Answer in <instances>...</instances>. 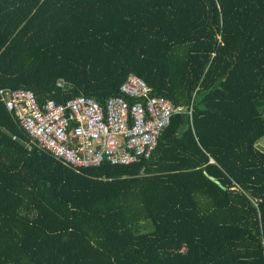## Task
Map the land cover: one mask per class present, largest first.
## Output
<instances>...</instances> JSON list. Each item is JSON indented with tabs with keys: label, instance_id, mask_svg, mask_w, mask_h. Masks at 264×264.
Returning a JSON list of instances; mask_svg holds the SVG:
<instances>
[{
	"label": "trees",
	"instance_id": "trees-1",
	"mask_svg": "<svg viewBox=\"0 0 264 264\" xmlns=\"http://www.w3.org/2000/svg\"><path fill=\"white\" fill-rule=\"evenodd\" d=\"M130 73L191 112L129 164H63L0 98V264H264V0H0V89Z\"/></svg>",
	"mask_w": 264,
	"mask_h": 264
},
{
	"label": "built area",
	"instance_id": "built-area-1",
	"mask_svg": "<svg viewBox=\"0 0 264 264\" xmlns=\"http://www.w3.org/2000/svg\"><path fill=\"white\" fill-rule=\"evenodd\" d=\"M119 92L100 102L87 94L65 101H38L29 89H0V98L39 147L75 169L129 164L147 157L162 128L186 109L172 99L151 93L146 81L130 73Z\"/></svg>",
	"mask_w": 264,
	"mask_h": 264
},
{
	"label": "rangeland",
	"instance_id": "rangeland-1",
	"mask_svg": "<svg viewBox=\"0 0 264 264\" xmlns=\"http://www.w3.org/2000/svg\"><path fill=\"white\" fill-rule=\"evenodd\" d=\"M257 142H259L258 145L264 146V137H262V138H261L259 141H257Z\"/></svg>",
	"mask_w": 264,
	"mask_h": 264
},
{
	"label": "water",
	"instance_id": "water-1",
	"mask_svg": "<svg viewBox=\"0 0 264 264\" xmlns=\"http://www.w3.org/2000/svg\"><path fill=\"white\" fill-rule=\"evenodd\" d=\"M210 179L214 180L215 182H218V180H216L213 176H209Z\"/></svg>",
	"mask_w": 264,
	"mask_h": 264
}]
</instances>
